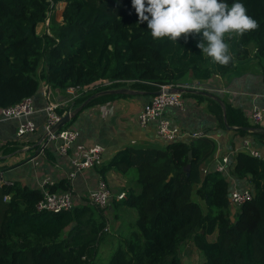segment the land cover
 <instances>
[{"label": "trees", "instance_id": "16d2710c", "mask_svg": "<svg viewBox=\"0 0 264 264\" xmlns=\"http://www.w3.org/2000/svg\"><path fill=\"white\" fill-rule=\"evenodd\" d=\"M240 2L259 27L232 39V59L221 65L202 56L196 46L199 35L185 39L182 34L176 42L153 39L146 22L137 23L131 0H0V109L32 101L42 84L43 95L48 92L58 101L70 87L87 88L77 98L59 102L56 113L71 115L61 128L67 129L86 108L117 98L153 96L162 86L187 83L190 75L198 81L225 77L244 59L263 63L264 0ZM58 3L65 4L61 23L53 24L48 34H37L36 27ZM102 81L111 84L91 88ZM115 90L123 92L109 93ZM183 92L215 106L218 129L248 136L253 149L264 150V129L242 110L222 106L208 91ZM17 149L16 143H7L0 152L11 155ZM215 152L214 139L203 135L159 149L126 148L100 169L101 174L115 170L124 176L135 166L138 186L116 204L135 210L137 220L106 264H183L179 253L188 243L201 252L199 264H264V160L242 150L230 157L236 185L249 186L253 194L232 213L233 186L226 175L204 173ZM47 187L52 193L71 190L67 179ZM41 198L39 189L19 182L0 187V264H95L109 207L79 204L67 212H38Z\"/></svg>", "mask_w": 264, "mask_h": 264}, {"label": "crops", "instance_id": "0c3cea01", "mask_svg": "<svg viewBox=\"0 0 264 264\" xmlns=\"http://www.w3.org/2000/svg\"><path fill=\"white\" fill-rule=\"evenodd\" d=\"M193 82L200 81L194 79L187 81ZM203 83L209 88L208 94H212L222 106L227 103L236 107L242 110L248 119L254 108L264 111V62L258 63L252 58L238 61L236 70L231 74L225 77L217 75ZM45 91L46 86L42 84L39 95L32 99V114L28 117L19 119L0 117V147L7 143H16L19 147L11 155H3L0 152V178L3 181L19 182L32 189H40L45 181L53 184L67 179V174L71 170L70 158L88 150L94 144H100L104 148L101 166L84 171L70 183L75 206L86 204L88 192L96 187L99 179L106 180L113 196L122 192L127 197L130 189L126 188V184L132 181L129 175L123 176L115 170H107L101 174L100 169L106 167L126 148L152 150L166 146L156 135L155 121L150 122L144 129L137 121L142 107L152 95L140 94L117 98L83 110L68 127L77 132V139L68 154L62 156L56 151L57 142L44 139L46 134L44 108L48 104L67 103L69 96L58 101L56 97L49 96L46 92L44 95L47 96V100L43 95ZM180 98L182 107L167 108L163 117L180 130L183 141L189 142L190 135L194 133H201L214 139L216 152L205 166L206 171L214 170L218 158L242 150L244 141L252 142L248 136L240 138L233 131L218 129L215 106L208 100H198L184 92H181ZM26 119L35 124L36 130L19 138L16 134L17 128ZM259 127L264 129V119ZM47 153L53 157L52 161L46 159ZM119 202L121 201L113 198L108 212L111 213L109 219H113L115 223L114 231L120 233L121 226L125 224V217L132 212L126 207L116 206Z\"/></svg>", "mask_w": 264, "mask_h": 264}, {"label": "built area", "instance_id": "2783aa9c", "mask_svg": "<svg viewBox=\"0 0 264 264\" xmlns=\"http://www.w3.org/2000/svg\"><path fill=\"white\" fill-rule=\"evenodd\" d=\"M111 83L108 81L97 82L91 86V88H99L108 86ZM166 88H173L180 92L183 91H194V92H206L209 91L202 83L193 82L185 83L177 87L162 86L160 90ZM87 88L80 87H70L66 90L67 95H69V100H73L78 97L79 94L85 92ZM181 94L178 93H161L159 95H153L150 100L142 107L137 121L141 128H146L150 122H156V135L157 137L166 145L170 142L178 141L182 137L180 130L171 125V123L163 117L164 112L169 107H182ZM32 101L31 99H25L21 103L0 109V117L2 119H19L22 117H28L32 114ZM61 107V104H48L44 108L46 113L45 121V133L47 134V141L57 142L56 151L62 156H66L71 149L73 143L77 139V132L73 129H61L57 133L51 134L50 131L52 127L63 117L64 115H69L67 112H63L61 116L56 113V110ZM264 119V111L261 109L254 108L249 114V120L253 125H260ZM36 127L30 119H26L21 122L17 128V136L19 138L24 137L27 134L33 133ZM203 136L201 133H194L190 135L191 139ZM242 151L251 157L264 160V150L253 149L249 141H244L242 144ZM104 153V148L100 144L92 145L88 150L82 151L79 154L70 158L71 170L67 174V180L69 183L79 174L84 171L98 168L102 164V156ZM234 154V153H233ZM233 154H227L218 158L214 170L220 174L226 175V179L229 184L232 185V189L229 193V205L233 213L238 207L253 198V194L249 186L244 188H239L234 179L231 176L232 170L230 167V157ZM208 172L204 170V173ZM10 181H3L0 178V187L3 185H9ZM52 183L44 182L40 187L42 193L41 200L36 204V210L38 212H50V213H60L67 212L71 210L74 205V197L71 191L69 192H56L52 193L49 191L48 187ZM115 198L116 201H122L126 199L125 193H118L112 195L109 190L107 183L99 179L97 181L96 187L88 192L86 197V204L95 208L96 210H105L109 207L111 201ZM109 226L106 225L103 232H108Z\"/></svg>", "mask_w": 264, "mask_h": 264}, {"label": "clouds", "instance_id": "9594fccd", "mask_svg": "<svg viewBox=\"0 0 264 264\" xmlns=\"http://www.w3.org/2000/svg\"><path fill=\"white\" fill-rule=\"evenodd\" d=\"M137 23H145L155 40L177 41L184 34L199 35L197 47L214 62L227 65L232 57L225 35L259 27L240 0H131Z\"/></svg>", "mask_w": 264, "mask_h": 264}, {"label": "rangeland", "instance_id": "374dc122", "mask_svg": "<svg viewBox=\"0 0 264 264\" xmlns=\"http://www.w3.org/2000/svg\"><path fill=\"white\" fill-rule=\"evenodd\" d=\"M65 4L64 3H58L55 8L49 12L48 14V18L47 20L42 23L39 24L36 27V33L39 35H43L45 33H49L50 32V28L53 24H58L61 23L62 21V11L64 9ZM237 38L238 35L235 33H232L231 35L226 34L225 35V42L228 44L229 46V51L231 50L230 48V44H231V40L234 38ZM252 53V51H251ZM202 56H206L205 54L202 53ZM189 79H193V77L190 75ZM201 82V81H200ZM205 82V81H203ZM201 82L204 86L205 84ZM209 89V88H208ZM135 166L132 167L129 172L128 175L129 177L132 179V181L130 180V182H128L126 184V188L132 189L135 188V190H138V186L135 182ZM192 199L194 201L198 202V199L195 197V195L192 196ZM200 205L204 208V205L201 201H199ZM131 214H128L125 217V224L121 226L120 229V233L117 231H114V227H115V223L113 222V219H109V212L104 213V215L106 216V218L108 219V226H109V231L105 232L104 235H102V239L100 241V243L98 244L97 247V254L95 257V264H106L109 262L111 256L113 255L116 247H117V242H119L120 240H122L128 231L126 226H130L133 225L135 223V221L137 220V213L135 212V210H131ZM234 213V210H233ZM113 216V215H112ZM131 227V226H130ZM124 234V235H123ZM215 238V236H211L209 237V241H213ZM180 257L183 261V264H199L202 260V254L201 252H199L193 244L188 243L185 244V246L182 247L181 251H180Z\"/></svg>", "mask_w": 264, "mask_h": 264}, {"label": "water", "instance_id": "95a60500", "mask_svg": "<svg viewBox=\"0 0 264 264\" xmlns=\"http://www.w3.org/2000/svg\"><path fill=\"white\" fill-rule=\"evenodd\" d=\"M120 92H123L122 90L118 91V90H115V91H111L109 93H120ZM124 92H127V93H130V94H135L134 92H130V91H127V90H124ZM166 93V94H170V93H178V94H181L180 91L178 90H175L173 88H166L164 89L163 91L162 90H159L158 92H155L153 93V95H159L161 93ZM71 116L69 115H64L63 117H61V119L52 127L50 133L51 134H54V133H57L70 119ZM47 138V134L44 135V139ZM36 155V153H35ZM188 156L189 158H191V153H188ZM189 169H190V166H186L185 167V171H186V176L189 175Z\"/></svg>", "mask_w": 264, "mask_h": 264}]
</instances>
